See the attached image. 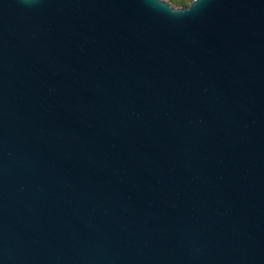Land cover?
Segmentation results:
<instances>
[{
	"label": "water",
	"instance_id": "95a60500",
	"mask_svg": "<svg viewBox=\"0 0 264 264\" xmlns=\"http://www.w3.org/2000/svg\"><path fill=\"white\" fill-rule=\"evenodd\" d=\"M0 264H264V0H0Z\"/></svg>",
	"mask_w": 264,
	"mask_h": 264
},
{
	"label": "clouds",
	"instance_id": "9594fccd",
	"mask_svg": "<svg viewBox=\"0 0 264 264\" xmlns=\"http://www.w3.org/2000/svg\"><path fill=\"white\" fill-rule=\"evenodd\" d=\"M201 3L202 0H183V3L180 6H177L174 0H150V4L155 10L171 16L189 14L194 7Z\"/></svg>",
	"mask_w": 264,
	"mask_h": 264
},
{
	"label": "trees",
	"instance_id": "16d2710c",
	"mask_svg": "<svg viewBox=\"0 0 264 264\" xmlns=\"http://www.w3.org/2000/svg\"><path fill=\"white\" fill-rule=\"evenodd\" d=\"M176 2H177L179 5H181V3H183V2H181V0H176Z\"/></svg>",
	"mask_w": 264,
	"mask_h": 264
},
{
	"label": "rangeland",
	"instance_id": "374dc122",
	"mask_svg": "<svg viewBox=\"0 0 264 264\" xmlns=\"http://www.w3.org/2000/svg\"><path fill=\"white\" fill-rule=\"evenodd\" d=\"M174 2L177 4V6H180L177 2H176V0H174ZM181 2H183V0H181ZM182 4V3H181Z\"/></svg>",
	"mask_w": 264,
	"mask_h": 264
}]
</instances>
